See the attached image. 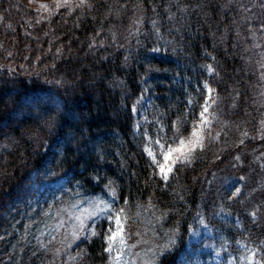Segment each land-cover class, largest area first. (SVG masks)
Masks as SVG:
<instances>
[{
    "label": "trees",
    "instance_id": "16d2710c",
    "mask_svg": "<svg viewBox=\"0 0 264 264\" xmlns=\"http://www.w3.org/2000/svg\"><path fill=\"white\" fill-rule=\"evenodd\" d=\"M257 27L245 0H83L46 13L0 0V226H22L35 204L38 220L45 207L62 217L100 201L120 212L130 242L134 230L151 234L154 264L188 262L187 234L202 216L214 218L215 242L264 259ZM207 85L222 129L164 181L132 108L148 93L147 120L180 138ZM223 204L236 222L215 219ZM108 226L95 218L67 253L55 254L54 237L20 264H113Z\"/></svg>",
    "mask_w": 264,
    "mask_h": 264
},
{
    "label": "rangeland",
    "instance_id": "374dc122",
    "mask_svg": "<svg viewBox=\"0 0 264 264\" xmlns=\"http://www.w3.org/2000/svg\"><path fill=\"white\" fill-rule=\"evenodd\" d=\"M34 9L46 13L55 11L61 6L80 3L83 0H27ZM256 22L257 31L260 32L258 52L261 59V79L264 93V0H245ZM43 6V7H42ZM264 95V94H263ZM151 102V96L146 93L141 96L133 106L136 129L145 139V153L156 167L160 178L166 181L173 169L179 163L191 162L196 151L200 150L205 139L215 136L221 131L223 120L220 113V100L212 88L206 86V97L198 120L193 123L189 133L180 138L172 139L160 125L147 120L146 110ZM207 108L205 112L204 109ZM203 113V116L201 115ZM196 133L194 136L193 133ZM183 142V143H182ZM167 154V159H165ZM239 169L244 165L240 163ZM163 168V172L161 171ZM264 173V164L261 166ZM250 172L248 178L254 181V174ZM248 180V179H247ZM255 184V182H254ZM256 185H258L256 183ZM37 199V198H36ZM225 204V202H224ZM218 207L219 221L236 222L234 215L225 205ZM50 208L45 207L41 216L37 213L38 220L33 217L37 205L30 208L27 213L26 223L19 226L17 220L2 224L0 228V264H20L24 253L35 254L43 251L47 246L54 244V237L58 241L55 254L67 253L79 238H85L91 220L100 216L107 218L108 237L107 252L113 264H154V258L159 253L154 239L146 231H133L130 242L124 219L120 212L111 211L104 203L92 202L83 209L66 215L54 214L50 216ZM34 209V210H33ZM52 210V209H51ZM217 218V219H218ZM211 219V221H210ZM213 217L196 219L188 231L186 240L187 260L184 264H264L261 252L251 245L233 246L225 241L220 243L214 240ZM0 226V227H1ZM114 238L109 242V237ZM64 244V245H63ZM67 246V247H66ZM65 249L64 251H61ZM110 249V250H108ZM59 256V255H57Z\"/></svg>",
    "mask_w": 264,
    "mask_h": 264
},
{
    "label": "snow or ice",
    "instance_id": "6c2138e0",
    "mask_svg": "<svg viewBox=\"0 0 264 264\" xmlns=\"http://www.w3.org/2000/svg\"><path fill=\"white\" fill-rule=\"evenodd\" d=\"M43 7V6H42ZM204 111L206 112L207 111V108H205L204 109ZM202 116H203V113L201 114ZM193 135L195 136L196 135V133L194 132L193 133ZM183 143V142H182ZM168 157H167V154H165V159H167ZM161 171L163 172V168H161ZM114 235L115 234H113V236H110L108 239H109V242H111V240L114 238ZM108 250H110V249H108Z\"/></svg>",
    "mask_w": 264,
    "mask_h": 264
}]
</instances>
